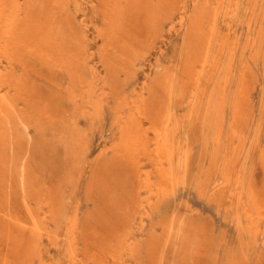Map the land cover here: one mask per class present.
Masks as SVG:
<instances>
[{
  "label": "rangeland",
  "instance_id": "1",
  "mask_svg": "<svg viewBox=\"0 0 264 264\" xmlns=\"http://www.w3.org/2000/svg\"><path fill=\"white\" fill-rule=\"evenodd\" d=\"M32 1L14 0L20 30L0 50L10 104L0 113V264H264V0H119L108 11L104 0ZM152 119L168 121L174 146L161 195L146 190L160 182ZM127 123H138L147 150L120 153Z\"/></svg>",
  "mask_w": 264,
  "mask_h": 264
},
{
  "label": "bare ground",
  "instance_id": "2",
  "mask_svg": "<svg viewBox=\"0 0 264 264\" xmlns=\"http://www.w3.org/2000/svg\"><path fill=\"white\" fill-rule=\"evenodd\" d=\"M32 1V0H31ZM34 1V0H33ZM32 1V2H33ZM40 1V0H39ZM38 0L37 1H35V2H39ZM49 1V0H48ZM65 1V0H64ZM69 1V0H68ZM71 1V0H70ZM105 1V5H106V8H104V9H106L107 11H108V9H109V7H110V9H112V7H113V4L114 3H118V1L119 0H104ZM138 1H141V0H138ZM158 1V0H157ZM164 1V0H163ZM178 1V0H177ZM183 1V0H182ZM189 1V0H188ZM256 1V0H255ZM14 0H0V22L2 23V30H1V33H0V50L1 49H4L5 51H6V53L8 54L9 52H7V50H9L10 48H11V46L15 43V41H16V39H17V36H18V33H19V26H18V17H19V10L17 9V7H16V5H14ZM34 2V3H35ZM42 2V1H41ZM47 2V1H46ZM52 2V1H51ZM59 2V1H58ZM62 2H63V0H62ZM131 2H133V0L131 1ZM130 2V3H131ZM145 2V1H144ZM146 2H149V1H146ZM165 2H167L166 0H165ZM168 2H172L171 0L170 1H168ZM168 2H167V4H168ZM184 2V1H183ZM220 2H221V0H220ZM232 2V1H231ZM240 2V1H239ZM257 2V1H256ZM259 2V1H258ZM28 3H29V1H28ZM50 3V2H49ZM49 3L47 4V5H49ZM60 3V2H59ZM59 3H58V5H59ZM100 3V2H99ZM110 3H112V4H110ZM138 3V2H137ZM182 3V2H181ZM235 3V2H234ZM238 3V2H237ZM261 3H262V1H261ZM31 5H32V3H30ZM30 4H29V6H26L25 8H30ZM38 4H43V3H38ZM57 4V3H56ZM65 4V3H64ZM132 4H134V3H132ZM139 4V3H138ZM148 4V3H147ZM161 4H163V3H161ZM177 5H178V3H176ZM184 4V3H183ZM224 4H226V3H224ZM240 4V3H239ZM256 4V3H255ZM254 4V6L256 7V5ZM25 5H28V4H26L25 3ZM44 5V4H43ZM46 5V6H47ZM61 5V4H60ZM59 5V7L61 8L62 6H60ZM67 5V4H66ZM140 5V4H139ZM159 5V4H158ZM173 5H175V2H174V4ZM220 5H222V4H218L215 8H214V15L213 16H216V15H218V11H219V9H221L220 8ZM227 5V4H226ZM18 6V5H17ZM45 6V5H44ZM56 7H57V5H55ZM129 6V5H128ZM149 6H151V5H149ZM164 6V8H165V6H166V4H164L163 5ZM181 6H183V5H181ZM185 6V5H184ZM223 6V5H222ZM230 6V5H229ZM234 6V5H233ZM235 6H237V5H235ZM23 7H24V5H23ZM32 7H35V6H32ZM50 7V6H49ZM67 7H69V6H67ZM105 7V6H104ZM138 7V6H137ZM156 7V6H155ZM160 7V6H159ZM168 7V6H167ZM166 7V8H167ZM169 7H171V5H169ZM168 7V8H169ZM187 7H188V5H187ZM228 7V6H227ZM226 7V8H227ZM43 8V7H42ZM45 8V7H44ZM43 8V9H44ZM116 8H118V6H116ZM125 8H127V6L125 7ZM132 8V7H131ZM134 8V7H133ZM135 8H136V6H135ZM134 8V9H135ZM157 8V7H156ZM179 8V7H178ZM184 8V7H183ZM229 8V7H228ZM254 8V7H253ZM23 9V8H22ZM22 9H20V10H22ZM48 9V8H47ZM56 9V8H55ZM65 9H66V7H65ZM99 9V8H98ZM128 9V8H127ZM139 9V8H138ZM174 9H175V7H174ZM180 9H182V7H180ZM213 9V8H212ZM225 9V8H224ZM264 9V8H263ZM24 10V9H23ZM39 10H40V8H39ZM42 10V9H41ZM40 10V11H41ZM57 10V9H56ZM102 10V9H101ZM133 10V9H132ZM140 10V9H139ZM142 10H144V12H145V9H142ZM158 10V9H157ZM163 10V9H162ZM168 10V9H167ZM226 10H228V9H226ZM255 10V9H254ZM34 11V10H33ZM37 11V10H36ZM36 11H35V13H36ZM110 11V10H109ZM160 12H161V10H159ZM158 11V12H159ZM169 11V10H168ZM172 11V10H171ZM170 11V12H171ZM174 11V10H173ZM172 11V12H173ZM176 11V10H175ZM22 12V11H21ZM28 12H30V14H32L31 13V11H29L28 10ZM42 12V11H41ZM43 12H44V10H43ZM54 12H56V11H54ZM120 12V11H119ZM137 12V11H136ZM164 12H166V10L164 11ZM227 12V11H226ZM228 12H230V11H228ZM239 12V11H238ZM262 12H264V10L262 11ZM35 13H34V15H35ZM38 13V12H37ZM103 13H104V11H103ZM133 13H135V11L133 10ZM132 13V14H133ZM139 13V11L137 12V13H135V14H138ZM161 13H163V12H161ZM26 14V13H25ZM40 14V13H39ZM38 14V15H39ZM131 14V13H130ZM130 14H127V16L128 15H130ZM131 14V15H132ZM144 14H146V13H144ZM143 14V15H144ZM171 14V13H170ZM193 14V13H192ZM198 14V13H197ZM201 13H199V15H200ZM226 14V13H225ZM234 14H236V13H234ZM240 14V13H239ZM37 15V16H38ZM44 15V14H43ZM55 14H53V16H54ZM138 15H140V14H138ZM198 15V16H199ZM40 16H41V14H40ZM45 16V15H44ZM56 16V15H55ZM68 16V15H67ZM108 16V15H107ZM126 16V15H125ZM137 16V15H136ZM159 16V15H158ZM166 16H169V14H167ZM178 16H181V15H179L178 14ZM232 16V15H231ZM235 16V15H234ZM238 16V15H237ZM30 17V16H29ZM32 17H34L33 15H32ZM31 17V18H32ZM58 17H59V15H58ZM142 17H144V16H142ZM160 17V16H159ZM193 17H195V16H193ZM197 17V16H196ZM219 17V16H218ZM220 17H221V15H220ZM227 17V16H226ZM229 17V16H228ZM62 18V17H61ZM60 18V19H61ZM65 18V17H64ZM127 18V17H126ZM136 18V17H135ZM156 18H158V17H156ZM198 18V17H197ZM58 19V18H57ZM67 19H69V18H67ZM119 19V18H118ZM134 19V18H133ZM132 19V20H133ZM138 19V18H137ZM136 19V20H137ZM145 17L142 19V21L144 22L145 20ZM163 19V18H162ZM218 19V18H217ZM226 19V18H225ZM32 20V19H31ZM62 20H63V18H62ZM106 20V19H105ZM104 20V21H105ZM135 20V19H134ZM159 20V19H158ZM157 20V21H158ZM166 20V19H165ZM177 20V19H176ZM183 20V19H182ZM231 20V19H230ZM229 20V21H230ZM237 20V19H236ZM51 21H54V20H51ZM58 21H59V19H58ZM64 21V20H63ZM128 21V20H127ZM126 21V22H127ZM140 21H141V19H140ZM139 21V22H140ZM142 21L140 22L141 23V25L140 26H142ZM157 21H155L156 22V24H158V25H161V24H159V23H157ZM163 21V20H162ZM186 21V20H185ZM194 21V20H193ZM215 21V20H214ZM213 21V22H214ZM220 21V20H219ZM233 21V20H232ZM255 21V20H254ZM59 22H61V21H59ZM65 22V21H64ZM129 22V21H128ZM132 23H134L133 21H131ZM136 22V21H135ZM138 21H137V23H139ZM181 22V21H180ZM184 22V21H183ZM225 22V21H224ZM231 22V21H230ZM32 23V22H31ZM63 23V22H62ZM139 23V24H140ZM144 23H146V22H144ZM188 23H189V21H188ZM192 23V22H191ZM195 23H196V21H195ZM219 23V22H218ZM217 23V24H218ZM233 23V22H232ZM251 23V22H250ZM64 24V23H63ZM62 24V25H63ZM65 24H66V22H65ZM64 24V25H65ZM64 25H63V28L65 29V27H64ZM102 25H104V24H102ZM130 25V24H129ZM136 25H138V24H136ZM135 25V27H138V26H136ZM143 25H145V27L147 26V24H143ZM206 25V24H205ZM254 25V24H253ZM50 26H51V24H50ZM49 26V27H50ZM115 26V25H114ZM140 26H139V29H140ZM187 26H189L188 24H187ZM231 26H233V25H231ZM36 27L37 26H35L34 27V25L32 26V27H30V29H24V32H25V36L26 37H29L30 35H31V33L36 29ZM53 27H54V25H53ZM53 27H51V28H53ZM184 27H186V26H184ZM196 27V26H195ZM227 27V26H226ZM261 27H262V24H261ZM130 28V27H129ZM134 27H132V29H133ZM144 28V26H142V29ZM211 28H213V25H212V27ZM253 28V27H252ZM142 29H140L141 31H143ZM156 29L157 28H155V31H156ZM181 29V28H180ZM231 29H232V27H231ZM259 29V28H258ZM217 30H218V28H217ZM103 31V30H102ZM123 31V30H122ZM178 31V30H177ZM227 31H229V30H227ZM253 31V30H252ZM261 31V30H260ZM51 32V31H50ZM98 32V31H97ZM104 32V31H103ZM116 32V31H115ZM117 32H118V30H117ZM124 32V31H123ZM130 32H132V31H130ZM190 32V31H189ZM212 32V31H211ZM257 32H258V30H257ZM53 33V32H52ZM52 33H50L51 35H52ZM101 33V32H100ZM119 33H120V31H119ZM145 33V32H144ZM155 33H157V31L155 32ZM188 33V32H187ZM253 33V32H252ZM97 34V33H96ZM118 34V33H117ZM123 34V33H122ZM133 34H135V33H133ZM137 34V33H136ZM138 34H142V33H139V31H138ZM138 34H137V36H138ZM147 34V33H146ZM204 34V33H203ZM202 34V36H204ZM256 34V33H255ZM259 34V33H258ZM54 35V34H53ZM56 35V34H55ZM119 35H121V34H119ZM209 35H210V33H209ZM215 35H217V34H215ZM224 35V34H223ZM34 36H36L37 37V35H36V33H34ZM102 36H103V34H102ZM135 36V35H134ZM225 36V35H224ZM224 36H222V38L224 37ZM120 37V36H119ZM121 37H123V36H121ZM131 37H133L132 35H131ZM139 37H140V35H139ZM187 37V36H186ZM198 37H200V36H198ZM197 37V38H198ZM146 38V37H145ZM201 38V37H200ZM200 38H198V40L200 39ZM203 38V37H202ZM204 38H206V37H204ZM217 38H218V36H217ZM229 38V37H228ZM71 40H72V38H70ZM106 39V38H105ZM142 39H143V37H142ZM147 39V38H146ZM251 39V38H250ZM257 39V38H256ZM255 39V40H256ZM63 40H65V38L63 39ZM144 40V39H143ZM234 40V39H233ZM199 41H201L202 42V40H199ZM207 41V42H206ZM206 41H204V42H206L207 44H209V42H210V37H209V39H207ZM218 41V40H217ZM235 41V40H234ZM64 42H66L67 43V41L65 40ZM62 43V41H61V43H62V46L65 44V43ZM74 41H72V43H73ZM118 42V41H117ZM212 42V41H211ZM214 42V41H213ZM232 42V41H231ZM230 42V43H231ZM71 43V44H72ZM233 43V42H232ZM237 43V42H236ZM239 43V42H238ZM252 43H253V40H252ZM59 44V43H58ZM75 44H77V43H75ZM138 44V43H137ZM203 44V43H202ZM205 44V43H204ZM203 44V45H204ZM210 44H212V43H210ZM216 44V43H215ZM66 45H68V43L66 44ZM114 45H120V43L118 44V43H114ZM217 45V44H216ZM233 45V44H232ZM69 46V45H68ZM77 46H79V44L77 45ZM81 46V45H80ZM124 46V45H123ZM209 46V45H208ZM211 46V45H210ZM220 46V45H219ZM65 47V46H64ZM72 47H73V45H72ZM74 47L75 48H77L75 45H74ZM72 48V49H74L75 50V48ZM118 47V46H117ZM205 47V46H204ZM224 47V46H223ZM229 47V46H228ZM36 48H38V47H36ZM36 48H35V51H36ZM69 50L71 51V47L69 46ZM126 48V47H125ZM236 48H238V45H237V47ZM251 48H252V46H251ZM32 49H34V48H32ZM63 49V48H62ZM119 49H122L123 50V48H119ZM203 49H206V47L205 48H203ZM211 49V48H210ZM243 49V48H242ZM65 50L66 49H64V51L63 52H65ZM68 48H67V52L66 53H68ZM78 50V49H77ZM126 50V49H125ZM206 50H208V49H206ZM226 50V49H225ZM30 51V50H29ZM33 51V50H32ZM73 51V50H72ZM76 51V50H75ZM74 51V52H75ZM88 51V50H87ZM121 51V50H120ZM216 51V50H215ZM218 51V50H217ZM216 51V52H217ZM245 51V50H244ZM255 50H253V52H254ZM2 53H3V51H1ZM62 52V53H63ZM73 52V53H74ZM122 52V51H121ZM124 52V51H123ZM122 52V53H123ZM223 52V51H222ZM225 52V51H224ZM230 52V51H229ZM5 53V54H6ZM29 53V52H28ZM28 53H27V55H28ZM34 53V52H33ZM38 53V52H37ZM43 53V52H42ZM66 53H64V54H66ZM76 53H78L77 51H76ZM80 53V52H79ZM79 53H78V55H79ZM128 53H129V51H128ZM128 53H126V54H128ZM220 53V52H219ZM218 53V54H219ZM254 53H256V52H254ZM6 54V55H7ZM24 54V53H23ZM23 54H22V56H23ZM26 54V53H25ZM35 54H36V52H35ZM217 54V53H216ZM226 54V53H225ZM224 54V55H225ZM231 54H232V52H231ZM245 54V53H244ZM88 55V54H87ZM130 55V54H129ZM205 55V54H204ZM212 55V54H211ZM21 56V57H22ZM69 56H70V58H71V55L69 54L68 56H66V58L68 57L69 58ZM72 56H76L77 57V54L76 55H74V54H72ZM208 56H209V54H208ZM207 56V57H208ZM223 56V55H222ZM234 56V55H233ZM233 56H232V58H233ZM263 56V55H262ZM24 57V56H23ZM26 57H28V56H26ZM37 58H38V55L36 56ZM40 57V56H39ZM44 57V56H43ZM188 57V56H187ZM212 57V56H211ZM214 57H215V55H214ZM219 57V56H218ZM225 57H226V55H225ZM229 57V56H228ZM28 58H30V57H28ZM31 58H32V56H31ZM78 58V57H77ZM77 58H76V60H77ZM202 59H203V56L201 57ZM221 58V57H220ZM236 58V57H235ZM256 58V57H255ZM72 59V58H71ZM75 59V58H74ZM73 59V60H74ZM204 59H205V56H204ZM203 59V60H204ZM209 59V58H208ZM208 59H206V60H208ZM225 59V58H224ZM234 59V58H233ZM22 60H24V59H22ZM40 60H41V57H40ZM76 60H74V62L76 61ZM200 60V59H199ZM25 61H26V59H25ZM45 61V60H44ZM66 61V60H65ZM71 61V60H70ZM216 60L214 59L213 60V62H215ZM226 61V60H225ZM232 61V60H231ZM259 61V60H258ZM76 62H78V60L76 61ZM219 62V61H218ZM222 62V61H221ZM227 62V61H226ZM235 62V61H234ZM250 62V61H249ZM255 62H257V61H255ZM2 63V62H1ZM73 62H71L70 63V66H71V64H72ZM183 63V62H182ZM182 63H181V65H182ZM188 63V62H187ZM199 63H200V69L197 71V74H196V76H195V78H194V83H199L200 81H198L200 78V75H201V73H202V71H203V69H204V67H205V61H199ZM229 63V62H228ZM75 64V63H74ZM78 64V63H77ZM214 64V63H213ZM217 64V63H216ZM223 64V63H222ZM232 64H234V63H232ZM252 64V63H251ZM79 65V64H78ZM188 65V64H187ZM244 65V64H243ZM84 66V65H83ZM227 66H229V65H227ZM230 66H231V63H230ZM233 66V65H232ZM71 67H73V66H71ZM75 67V66H74ZM81 67V66H80ZM220 67V66H219ZM223 67V66H222ZM234 67V66H233ZM246 67V66H245ZM253 67V66H252ZM78 68H79V66H78ZM86 68V67H85ZM229 68V67H228ZM243 68V67H242ZM75 69H76V67H75ZM81 69H83V68H81ZM215 69V68H214ZM223 69V68H222ZM221 69V70H222ZM232 69V68H231ZM234 69V68H233ZM236 69V68H235ZM245 69V68H244ZM248 69H249V67H248ZM251 69V68H250ZM254 69H255V67H254ZM71 70V69H70ZM168 70V69H167ZM218 70V69H217ZM220 70V71H221ZM230 70V69H229ZM245 70H247V69H245ZM252 70V69H251ZM250 70V71H251ZM256 70H257V68H256ZM79 71H80V69H79ZM78 71V72H79ZM91 71V70H90ZM242 71V70H241ZM93 72V71H92ZM246 74H248V73H246ZM210 75V74H209ZM216 75H218V74H216ZM236 75V74H235ZM1 76H2V74L0 73V113L1 114H6L7 113V111H8V108L10 107V104L5 100V97H4V95L2 94V85H1ZM74 76V75H73ZM159 76H161V75H159ZM162 76H163V74H162ZM221 76V75H220ZM229 76V75H228ZM234 76V75H233ZM84 77V76H83ZM210 77V76H209ZM246 77V76H245ZM248 77V76H247ZM246 77V78H247ZM250 77V76H249ZM171 78V77H170ZM218 78V77H217ZM229 78V77H228ZM232 78H234V77H232ZM231 78V79H232ZM84 79H85V77H84ZM160 79V78H159ZM162 79V78H161ZM202 79V78H201ZM203 80V79H202ZM201 80V81H202ZM219 80H220V78H219ZM247 80V79H246ZM174 81V80H173ZM214 82L213 83H215V81L216 80H213ZM231 81V80H230ZM249 80H247V81H245V82H248ZM229 82V81H228ZM233 82V81H232ZM254 82V81H253ZM205 83V82H204ZM208 83V82H207ZM75 84V83H74ZM202 84H203V82H202ZM201 84V85H202ZM230 84V83H229ZM249 84V83H248ZM247 84V85H248ZM245 85H246V83H245ZM75 86H77V85H75ZM156 86V85H155ZM214 86V85H213ZM212 86V87H213ZM219 86V85H218ZM250 86V85H249ZM79 87V86H78ZM180 87V86H179ZM205 87V86H204ZM246 87H248V86H246ZM182 88V87H181ZM253 88V87H252ZM227 89V88H226ZM247 89V88H246ZM149 90V89H148ZM147 90V91H148ZM190 90V89H189ZM198 90V89H197ZM196 90V91H197ZM204 90V89H203ZM213 90V89H212ZM245 90V89H244ZM251 90H253V89H251ZM250 90V91H251ZM150 91V90H149ZM211 91V90H210ZM224 91V90H223ZM200 92V91H199ZM84 93V92H83ZM87 93V92H86ZM164 93V92H163ZM198 93V92H197ZM201 93V92H200ZM210 93V92H209ZM215 93V92H214ZM249 93V92H248ZM88 94V93H87ZM130 94V93H129ZM199 94V93H198ZM204 94V93H203ZM211 94H212V91H211ZM133 95V94H132ZM153 95V94H152ZM185 95V94H184ZM195 95V94H194ZM197 95V94H196ZM146 96H148V95H146ZM248 96V95H247ZM165 97V96H164ZM229 97H230V95H229ZM130 98H132V97H130ZM142 98V97H141ZM149 98H151V97H149L148 96V98H147V100H149ZM166 98V97H165ZM198 98V95H197V97H196V99ZM168 99V98H167ZM171 99V98H170ZM174 99V98H173ZM201 100V99H200ZM200 100H199V102H200ZM239 100H240V97H238V99L236 100V105H235V107H234V120L235 121H237L238 120V118H239V115H240V106H239ZM248 101H249V98L247 99ZM247 100H245V101H247ZM120 101V100H119ZM135 101V100H134ZM140 101V100H139ZM169 101V100H168ZM192 101H193V99H192ZM213 101V100H212ZM248 101H247V103H248ZM264 101V100H263ZM145 102H147V101H145ZM152 102V101H151ZM187 102V101H186ZM185 102V103H186ZM196 102H197V100H196ZM226 102V101H225ZM102 104V103H101ZM149 104V103H148ZM184 104V103H183ZM246 104V103H245ZM244 104V105H245ZM137 104H135V106H136ZM209 105V104H208ZM247 105V104H246ZM127 106V105H126ZM134 106V107H135ZM204 106V105H203ZM222 106V105H221ZM226 106H227V104H226ZM176 107V106H175ZM180 107V106H179ZM190 107V106H189ZM208 107V106H207ZM207 107H205V108H207ZM125 108V107H124ZM188 108V107H187ZM198 108V107H197ZM209 108V107H208ZM190 109V108H189ZM193 109V108H192ZM199 109H200V107H199ZM199 109H197V110H199ZM225 109V108H224ZM155 110V109H154ZM211 110V109H210ZM223 110V109H222ZM250 110H252V109H250ZM200 111V110H199ZM202 111V110H201ZM206 111V110H205ZM136 112V111H135ZM186 112H187V110H186ZM229 112V111H228ZM252 112V111H251ZM101 113V112H100ZM132 113H134L133 111H132ZM138 113V112H137ZM189 112H187V113H185V114H188ZM191 113V112H190ZM194 113V112H193ZM193 113H191V114H193ZM202 113V112H201ZM205 113V112H204ZM226 113H227V111H226ZM198 114H199V112H198ZM197 114V115H198ZM206 114V113H205ZM228 114V113H227ZM138 115V114H137ZM201 115V114H200ZM202 115H203V118H204V114L202 113ZM226 115V114H225ZM122 116V115H121ZM139 116V115H138ZM166 116V115H165ZM193 116V115H192ZM2 117V116H1ZM129 117V116H128ZM148 117V116H147ZM187 117V116H186ZM185 117V118H186ZM3 118V117H2ZM17 118V117H16ZM130 118V117H129ZM132 118V117H131ZM137 118V117H136ZM184 118V119H185ZM193 118V117H192ZM201 118H202V116H201ZM139 119V118H138ZM169 119V118H168ZM224 119H225V117H224ZM158 120V119H157ZM170 120V119H169ZM182 120V119H181ZM188 120V119H187ZM187 120H186V122H187ZM195 120V119H194ZM205 120V119H204ZM131 121V120H130ZM138 121V120H137ZM203 121V120H202ZM224 121V120H223ZM239 121V120H238ZM252 121V120H251ZM167 122L168 121H166V119H165V121H163V120H160L159 121V123H157L156 124V120H154V119H152V123H151V128L155 131V137H154V139H153V151H154V153H155V155H156V157L158 158L157 159V165H156V171H157V173L159 174V176H160V182H157L156 184H154V183H151V184H149V183H147V185H146V190L147 191H149L150 193H158V194H160L161 195V193H164L165 191H166V189H167V183L170 181V179L172 178V171H173V168H172V162H173V149H174V146H173V144L171 143V141H170V133H169V130H168V127H167ZM23 123V122H22ZM130 123V122H129ZM129 123H127L126 125H125V127H124V129L123 128H121V129H123V132H122V137H121V140H120V143H119V151H120V153H123V154H130V153H132L134 150H147V147H146V145H147V142L145 141V137L143 136V131L141 130V128H140V126L138 125V123L137 124H129ZM136 123V122H135ZM200 123V122H199ZM202 123H204V121L202 122ZM185 124V123H184ZM224 124V123H223ZM263 124V123H262ZM120 125V124H119ZM191 125V124H190ZM202 125L203 124H201V127H202ZM27 126V125H26ZM179 127V126H178ZM187 127V126H186ZM190 127H192V126H190ZM197 127V126H196ZM196 127H195V129H196ZM236 127V126H235ZM245 127V126H244ZM255 127V126H254ZM44 128V127H43ZM145 127H143V129H144ZM14 129V128H13ZM120 129V128H119ZM145 129H148L147 127L145 128ZM170 129V128H169ZM190 129V128H189ZM193 129V128H192ZM202 129V128H201ZM227 129L229 130V128L227 127ZM241 129V128H240ZM15 130V129H14ZM64 130V129H63ZM118 130V129H117ZM203 130H204V128H203ZM189 131V130H188ZM205 131V130H204ZM203 131V132H204ZM14 132V131H13ZM26 132V131H25ZM68 132V131H67ZM180 132V131H179ZM198 132H199V126H198ZM262 132V131H261ZM17 133V132H16ZM189 133H190V131H189ZM191 133H194L193 132V130H192V132ZM190 133V134H191ZM207 133V132H206ZM251 133V132H250ZM22 135L21 133H17V135ZM195 134V133H194ZM251 134H253V133H251ZM14 135V134H13ZM16 135V136H17ZM199 135V134H198ZM202 135H204V134H202ZM206 135V134H205ZM227 135V134H226ZM23 136V135H22ZM194 136V135H193ZM248 136V135H247ZM10 137V136H9ZM14 137H15V135H14ZM144 137V138H143ZM201 137V135L198 137V139ZM202 137H204V136H202ZM201 137V138H202ZM206 138V137H205ZM219 138H220V134L218 133L217 135H216V137H215V139L218 141L219 140ZM260 138V137H259ZM19 139V138H18ZM179 139V138H178ZM197 139V140H198ZM246 139H247V137H246ZM14 140V139H13ZM201 140V139H200ZM206 140V139H205ZM248 140V139H247ZM251 140V139H250ZM253 140V139H252ZM23 141V140H22ZM259 141V140H258ZM182 142V141H181ZM192 142V141H191ZM195 141H193V143H194ZM201 142V141H200ZM250 142V141H249ZM6 143V142H5ZM177 143V142H176ZM190 143V142H189ZM198 143V142H197ZM10 144V143H9ZM252 145H253V143H251ZM202 145V144H201ZM226 145V144H225ZM224 145V146H225ZM245 145V144H244ZM255 145H257V144H255ZM15 146V145H14ZM20 146V145H19ZM209 146V145H208ZM13 147V146H12ZM180 147V146H179ZM184 147V146H183ZM203 147V146H202ZM248 147V146H247ZM257 147V146H256ZM259 147V146H258ZM209 148V147H208ZM228 148V147H227ZM243 148H244V146H243ZM258 149V148H257ZM260 149V148H259ZM262 149V148H261ZM264 149V148H263ZM186 150V149H185ZM197 150H199V149H197ZM201 150H203V149H200V151ZM228 150V149H227ZM27 151H28V149H27ZM178 151H179V149H178ZM187 151V150H186ZM185 151V154H186V156H187V152ZM113 153H114V151H112ZM202 152V151H201ZM253 152V151H252ZM257 152V151H256ZM192 153V152H191ZM248 153H249V151H248ZM258 153H259V151H258ZM184 154V153H183ZM201 154V153H200ZM200 154H198V155H200ZM262 155V154H261ZM244 156V155H243ZM260 156V155H259ZM258 156V157H259ZM264 156V155H263ZM191 157V156H190ZM202 157V156H201ZM231 157V156H230ZM184 160H185V158H183ZM191 159V158H190ZM205 159V158H204ZM258 159V161H259V158H257ZM6 160V159H5ZM177 162H178V160H176ZM189 161V160H188ZM185 162V161H184ZM183 161H182V164L184 163ZM204 162V161H203ZM199 163V162H198ZM188 164V163H187ZM176 165V164H175ZM181 165V164H180ZM250 165V164H249ZM177 166H178V163H177ZM189 166V165H188ZM199 166H200V163H199ZM129 167V166H128ZM184 167V166H183ZM185 168V167H184ZM186 168H188V167H186ZM24 169V168H23ZM180 169V168H179ZM26 170H28V169H26ZM178 170V169H177ZM186 170V169H185ZM249 170V169H248ZM29 171V170H28ZM188 171V170H187ZM187 171H186V173H187ZM185 172V171H184ZM24 173V172H23ZM27 174H29L28 172H26ZM181 173V172H180ZM264 173V172H263ZM212 174V173H211ZM213 175V174H212ZM24 176V175H23ZM26 176V175H25ZM28 176V175H27ZM175 176H176V174H175ZM184 176V175H183ZM25 178V177H24ZM175 178V177H174ZM204 178V177H203ZM205 179V178H204ZM7 181V180H6ZM30 181V180H29ZM177 181V180H176ZM205 181V180H204ZM220 182V181H219ZM183 183H184V179H183ZM201 183H203V182H200V185L202 186L203 184L205 185V183H203V184H201ZM9 184V183H8ZM181 184V183H180ZM216 184H217V182H216ZM203 185V186H204ZM228 185V184H227ZM176 186V185H175ZM11 187V186H10ZM31 187V186H30ZM216 187V186H215ZM202 187H200L199 189H201ZM32 189V188H31ZM220 189V188H219ZM223 190V189H222ZM202 191V190H201ZM225 191V190H224ZM228 193V192H227ZM224 194V193H223ZM251 194V193H250ZM248 195H249V193H248ZM252 195V194H251ZM227 196V195H226ZM259 198V197H258ZM230 200V199H229ZM250 200V199H249ZM258 200V199H257ZM259 200H260V198H259ZM258 200V201H259ZM38 201V200H37ZM251 201V200H250ZM39 202V201H38ZM31 203V202H30ZM259 203H261V201H259ZM42 204H44V203H42ZM253 204V205H252ZM251 205L252 206H254V203H251ZM45 206V205H44ZM257 206V205H256ZM255 206V207H256ZM228 207V206H227ZM254 208V207H253ZM264 207H262V205H258L257 206V212H256V216H257V219H263L264 218V209H263ZM26 211H27V209H26ZM44 214V213H43ZM29 216V215H28ZM30 219H31V225H30V227H29V229H30V231H31V233H34V234H36V232H38L39 230H40V227H39V225L37 224V222L35 221V219H34V217H33V215L32 214H30V217H29ZM16 224V223H15ZM72 228V227H71ZM30 233V232H29ZM108 234H109V232H108ZM129 235V234H128ZM127 235V236H128ZM105 236H107V235H105ZM121 238V237H120ZM107 239V238H106ZM116 241H117V239H116ZM125 242V241H124ZM72 246V245H71ZM253 246V245H252ZM108 247V246H107ZM114 247H115V244H114ZM106 248V247H105ZM115 250V249H114ZM122 250V249H121ZM120 250V251H121ZM75 251V250H74ZM122 251H124V250H122ZM70 252V251H69ZM115 252H116V250H115ZM126 252V251H125ZM124 252V253H125ZM87 253V252H86ZM85 253V254H86ZM101 254H102V252H100ZM123 253V254H124ZM104 254V253H103ZM87 255V254H86ZM91 255V254H90ZM89 255V256H90ZM99 255V254H98ZM92 256V255H91ZM121 256V255H120ZM108 257V256H107ZM76 258V257H75ZM88 258V257H87ZM91 258V257H90ZM94 258V257H93ZM120 258V257H119ZM101 259V258H100ZM152 259V258H151ZM103 260V259H102ZM106 260V259H105ZM104 260V261H105ZM80 261V260H79ZM92 261V260H91ZM107 262H108V260H106ZM94 262H96V261H94ZM153 262V261H152ZM112 263V262H111ZM157 263V262H156ZM98 264V263H97ZM103 264V263H102ZM106 264V263H105Z\"/></svg>",
  "mask_w": 264,
  "mask_h": 264
}]
</instances>
